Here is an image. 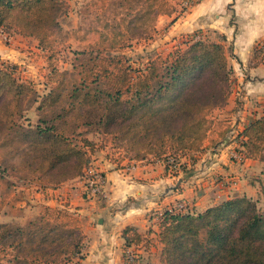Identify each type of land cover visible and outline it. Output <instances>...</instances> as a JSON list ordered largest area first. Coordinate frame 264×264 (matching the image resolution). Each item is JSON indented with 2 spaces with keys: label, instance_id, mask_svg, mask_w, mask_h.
Segmentation results:
<instances>
[{
  "label": "trees",
  "instance_id": "obj_1",
  "mask_svg": "<svg viewBox=\"0 0 264 264\" xmlns=\"http://www.w3.org/2000/svg\"><path fill=\"white\" fill-rule=\"evenodd\" d=\"M173 1L147 0L135 15L134 39L155 32L158 17L173 16ZM64 6L63 0H0V28L38 42L51 86L41 97L17 76V67H0V190L13 187L8 176L16 177L53 200L52 192L90 167L100 149L87 137L92 133L111 136L115 147L134 150L136 158L144 152L168 166L170 157L178 161L225 142L230 127L214 117L230 96L224 44L184 42L135 79L123 57L94 53L82 71L62 72L55 60ZM252 63L264 65V41ZM34 105L33 125L25 114ZM241 136L246 159L264 162V115ZM77 212L68 204L44 205L24 226L0 223V264H69L81 256L87 239ZM160 226L164 264H264V211L250 198L224 201L199 215L167 211ZM123 238L127 247L142 242L132 227Z\"/></svg>",
  "mask_w": 264,
  "mask_h": 264
},
{
  "label": "crops",
  "instance_id": "obj_2",
  "mask_svg": "<svg viewBox=\"0 0 264 264\" xmlns=\"http://www.w3.org/2000/svg\"><path fill=\"white\" fill-rule=\"evenodd\" d=\"M173 3L177 10L173 16L158 17L159 26L165 24V42L176 49L198 36L201 41L226 46L228 67L238 80L232 100L219 117H228L232 128L224 143L202 154L182 156L174 167L167 160L155 159L119 165L104 158V151L99 155L97 151L90 167L104 173L107 198L87 191L86 173L59 186L52 192L53 200L47 201L37 192V204L25 210L29 221L42 214L44 205L68 204L78 211L87 240L81 256L69 264H128L127 249L134 250L136 264H164L159 237L165 212L184 202L189 210L184 214L199 215L238 197L257 204L264 197V162L246 159L241 145L247 125L264 115V65L252 63L254 50L264 41V0H204L190 6L185 0ZM7 36V40L0 36V67L17 65L19 70L35 74L38 65L45 66L43 61L36 64L26 52L31 47L40 54L36 40ZM128 162L135 165L133 171L128 170ZM13 220L5 216L0 223L13 224ZM128 227L141 236L140 245L126 246L123 231Z\"/></svg>",
  "mask_w": 264,
  "mask_h": 264
},
{
  "label": "rangeland",
  "instance_id": "obj_3",
  "mask_svg": "<svg viewBox=\"0 0 264 264\" xmlns=\"http://www.w3.org/2000/svg\"><path fill=\"white\" fill-rule=\"evenodd\" d=\"M63 1L65 2L64 11L59 20L62 26V35L58 38L56 45L57 58L55 60L56 66H58L62 72L77 73L82 71L87 63L89 54L94 53L95 55L101 54V56L106 57H123L124 64L131 67L130 71L135 79L140 70L143 71L146 68L148 69L153 63L158 66V64H161L159 59H165L175 50L174 45H171L170 41L165 42L163 32L166 28L164 23L159 26V18L156 22L155 32L152 31L151 34L143 33V39H134L135 15L138 11L146 7L147 0ZM131 21H133L130 29L131 31H128V24ZM158 27L160 30L157 29ZM140 31L141 30L138 32ZM30 48L31 47H29V49ZM29 49L26 50L29 57L34 60L36 59V64L40 61L45 62L44 67L38 65L37 73L33 74L31 72L29 74L27 70H19V66L17 65L11 66L17 67V76L23 81L32 83L42 97L51 90V86L46 82L50 74L46 56L43 51L38 54L35 50L30 49V51ZM161 70L162 68L160 67L159 71L161 72ZM235 80L238 79L237 77L233 79L232 73L229 101L224 107L214 113L216 124L222 123L225 127H230V129L232 128V126L228 124L230 119H228V117L220 119L219 116L222 117L220 110L225 108L230 100H232V94L237 88V84L234 83ZM239 93L241 95V91ZM237 98H240V96ZM37 106L38 105H34L33 108L25 114L33 125L36 124L38 120L36 114ZM87 137L94 141L100 148L98 149L97 155H99V152L104 151V158H108L119 165L125 161L152 159L151 156L146 155L144 152L141 153L139 158H136L134 150L126 149L124 146L115 147L111 136L92 133L87 135ZM129 163L130 162H128V165H130ZM8 180L11 181L13 187H7L5 185L0 190V222L4 220L5 216H10L14 219V226H24L30 219V216H28L29 214H27L25 210L27 208H33L34 205L37 204L36 193H41V191L38 189L37 185H34L28 180L19 182L16 177L10 176H8ZM258 204L257 207L264 211V197Z\"/></svg>",
  "mask_w": 264,
  "mask_h": 264
},
{
  "label": "built area",
  "instance_id": "obj_4",
  "mask_svg": "<svg viewBox=\"0 0 264 264\" xmlns=\"http://www.w3.org/2000/svg\"><path fill=\"white\" fill-rule=\"evenodd\" d=\"M204 0H185V3L187 6L193 5L195 3H199ZM0 36L3 37L4 39H8V36L2 28H0ZM191 41H201V39L197 36L192 38ZM169 165L170 167H174L177 163V160L170 157L169 158ZM130 168L128 170L132 171L135 169L134 164L129 165ZM86 189L87 191L95 197H100V198H107V192H106V177L102 171H96L93 168L89 167L86 170ZM188 206L186 203H182L178 205L176 208L169 210L171 214H183L184 212H188ZM125 259L127 260L128 264H136L137 262V256L135 255V252L133 249H127L125 251Z\"/></svg>",
  "mask_w": 264,
  "mask_h": 264
}]
</instances>
